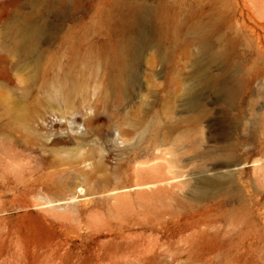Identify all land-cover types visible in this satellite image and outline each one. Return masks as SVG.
Instances as JSON below:
<instances>
[{"label":"rangeland","instance_id":"1","mask_svg":"<svg viewBox=\"0 0 264 264\" xmlns=\"http://www.w3.org/2000/svg\"><path fill=\"white\" fill-rule=\"evenodd\" d=\"M23 28L35 30L40 43L32 59L16 49ZM132 40L139 52L128 89L120 94L124 77L115 52ZM62 43L69 49L58 54ZM0 68V126L16 129L18 113L42 104L39 88L65 84L75 91L61 110L80 116L88 104L100 105L105 110L97 113L98 125L115 137L117 116L154 124L168 136L162 149L185 139L194 124L187 130L189 116L200 114L189 109L186 89L201 93L199 103L208 112L200 123L204 159L193 163L229 180L195 215L175 217L158 229L170 243L195 235L191 255L174 250V257L187 260L181 264H264V0H0ZM171 108L177 111L171 114ZM228 113L239 123L226 134L218 120ZM234 144L240 145L236 151ZM214 159L227 164L214 168ZM189 167L177 181L196 176ZM146 196L138 212L110 218L125 220L124 237L150 234L143 221L152 209ZM40 214L31 201L0 188V264H41L58 230L40 225ZM214 225L219 235L210 237L214 229L206 227ZM200 228L207 235L195 233ZM111 239L99 237L93 247Z\"/></svg>","mask_w":264,"mask_h":264},{"label":"bare ground","instance_id":"2","mask_svg":"<svg viewBox=\"0 0 264 264\" xmlns=\"http://www.w3.org/2000/svg\"><path fill=\"white\" fill-rule=\"evenodd\" d=\"M22 35L16 42L18 54L25 60L32 59L40 47L36 31L23 28ZM63 47V43L59 44L58 54L69 49V46ZM81 49L82 45L76 48ZM138 52L135 40L120 43L115 52L124 77L120 94L128 89L125 87L130 82ZM61 58L57 57L55 62ZM3 75L0 68V78ZM49 89L37 91L43 99L39 100L46 106L36 103V110L18 113L16 129H11L9 124L0 126V188L4 194L31 201L34 210L43 213L38 217L40 225L58 230V238L49 244L41 264H76L87 260V264L187 262L174 257V250L191 255L195 235L192 240L187 237L170 243L163 241L162 237L167 235L160 232L158 226L164 229L175 217L195 215L204 202L219 196L220 189L229 180L217 171L209 175L203 164L193 163L195 159H198L196 162L204 159L200 150L203 135L200 123L207 119L208 112L199 103L201 93L186 89L189 109L199 110L200 114L189 116L187 130L194 124L189 133H185V139L178 137L174 139V147L162 149L168 144V136L154 124L149 125L151 128L144 127L140 119L130 118V121L117 116L115 137L114 132L104 133L98 125L97 113L100 109L104 111V107L88 104L85 113L77 116L61 110L68 107L75 88L64 84ZM222 91L227 94V90ZM176 111V108L170 109L171 114ZM115 113H121V108L117 106ZM229 116L228 113L226 118L220 116L218 120L226 134L239 123ZM239 146L234 144V150ZM190 154L192 156L188 157ZM234 158L237 159V155ZM224 164L227 163L214 159L212 165L218 168ZM190 165L196 176L177 181L186 177L184 170ZM132 187L133 192L129 190ZM146 195L152 209L149 207L143 221L150 234L142 235L146 236L143 239L138 238L141 235H137V239L124 237L125 220L121 221V216L138 212L139 201ZM143 207L139 212L143 213ZM109 210H114L110 212L112 215L116 212L121 218L119 222H113L115 215L108 217ZM106 212L107 218H103ZM206 228L214 229L210 237L219 235L215 225ZM195 233L207 235L201 228ZM107 235L112 239L100 241L98 247H93L99 237Z\"/></svg>","mask_w":264,"mask_h":264}]
</instances>
